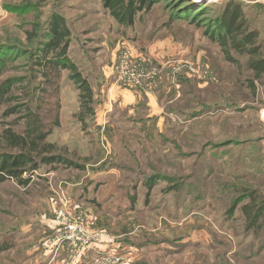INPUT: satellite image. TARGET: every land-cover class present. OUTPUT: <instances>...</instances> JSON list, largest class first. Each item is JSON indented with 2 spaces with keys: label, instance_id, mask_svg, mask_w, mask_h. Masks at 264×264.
Masks as SVG:
<instances>
[{
  "label": "rangeland",
  "instance_id": "rangeland-1",
  "mask_svg": "<svg viewBox=\"0 0 264 264\" xmlns=\"http://www.w3.org/2000/svg\"><path fill=\"white\" fill-rule=\"evenodd\" d=\"M175 1L161 0L153 12L139 15L133 27H121L102 7L101 0H45L42 4L38 0H0V44L5 45L4 50H0V83L23 81V84L9 90L12 101H0V116L7 107L24 105L35 107L40 104L42 110L52 111L55 102L52 89L46 87L44 92H40L42 84L37 86V83H41L42 77L33 61L40 50H36L34 45L53 14L64 20L69 33L67 59L93 87L96 97L104 84L103 71L109 59V42L123 38L127 45L121 49L126 47L134 58H140L145 76L150 71L149 78H143L141 87L167 85L169 81L172 86H176V82L180 85L178 95L164 101L165 109L170 107L172 112L167 117L166 130L163 129L165 142L158 139L144 141L133 133L130 126L118 122L119 116H116L110 125L118 128L120 134L116 136L114 133L113 141H109L111 147L104 138H100L106 144L103 146L106 150L113 149L114 156L109 162L96 166L103 148L98 136L95 134L94 138L89 134L87 127L82 129L73 117L79 111V92L69 79L67 70L60 72L58 81L59 127L53 129L47 141L54 143L60 152L66 151L71 158L75 155V160L81 164H95L97 173L92 176L95 181H105L101 188L105 191L102 193L104 197L112 191L111 194H117L116 201L128 203L125 191L131 195L135 187V210L130 213L137 219L138 228L126 234V238L132 237L133 245L127 251L131 261L125 264H264V250L259 253L257 250L258 244L264 242V235L260 239L262 235L259 237L256 232L244 230L240 206L232 214L227 213L233 197L230 190L233 185L249 187L256 183L254 178L263 179L257 172H264V114L261 113L264 85L254 84L252 96L246 82L251 78V72L244 66L246 56H238L241 65L238 70L218 57L217 47L202 40V33L211 28L209 20L221 12L224 0H191L193 9H207L195 14L192 23L187 25L189 19L185 18L186 25L175 26L171 31L168 27L157 26L153 20L158 15L162 14L158 23L165 22L177 7H189ZM244 15L249 28L259 34L257 41L264 43V17L253 10H246ZM31 33H36L32 42L29 41ZM174 33L184 34L185 40L188 35L194 41L190 49L177 44L181 41ZM177 60H186L198 70L206 67L214 79L202 84L193 70L185 68L167 72L168 68L161 67L165 63L177 66ZM183 73L190 76V82L196 88L195 92H190L192 94L189 89L193 87L179 83ZM208 83H213L215 88L224 87V94L208 89ZM31 90L35 92L29 97ZM218 102L224 105L225 110L186 121L190 113L198 111L202 104L211 106ZM231 106L237 109L229 110ZM101 116L102 119L104 115ZM13 118L10 116L5 121ZM126 132H129L125 134L127 138L120 140ZM224 142L227 146L222 144L221 148L213 150V146ZM214 155L219 158L218 164L212 157ZM108 165L116 167L110 171L111 174L105 172ZM210 171L214 174L202 182L207 185L206 192L201 195V200L194 202V190H204L198 181L201 182L205 172ZM154 172L174 176L190 173L193 178L189 181L194 184L192 193L187 190V194L180 198L175 192L166 190L165 180L158 179L146 203L143 200L145 189L138 179L142 173L149 175ZM67 175L42 167L22 176L29 178L28 186L17 185L13 179L0 184V242L7 245L11 241L12 244V234L20 232L25 221H34L42 214L40 207L47 195V183L58 180L57 176L62 179ZM234 176L243 179H235ZM260 187L264 197L263 181H260ZM110 198L113 197L107 200ZM245 202L243 200L240 204ZM32 223L25 227L33 228ZM8 259L7 250L0 252V264H7Z\"/></svg>",
  "mask_w": 264,
  "mask_h": 264
},
{
  "label": "trees",
  "instance_id": "trees-1",
  "mask_svg": "<svg viewBox=\"0 0 264 264\" xmlns=\"http://www.w3.org/2000/svg\"><path fill=\"white\" fill-rule=\"evenodd\" d=\"M44 1L45 0H38L40 4ZM160 1L161 0H101L102 7L109 13L116 24L121 27H133L139 15L149 13L150 11L153 12L154 7H156V4ZM189 1L191 2V0H176L175 2L178 5L183 4L189 7L185 9L180 8V6L177 7L178 9L173 10L172 14L165 22L158 23L159 20L161 21L162 14H160V16L158 15L153 21L156 22L157 26L159 24V27H168L170 31L173 30L175 26L182 27V25H186L184 21L185 18L189 19L187 25L192 23L195 14L201 10L205 11L207 9H193L191 7L193 5ZM221 4H223L221 12L219 11V14L209 20L212 24L211 28L209 31H204L202 33V40L215 48L217 47L218 57L220 56L223 62L235 66L238 70L241 66L238 62V56H246L244 66L251 72V78L246 81L247 88L250 89V94L253 96L255 93V85H264V43L257 41L259 34L255 30L249 28L244 14L246 10H253L256 14L264 17V13L246 5L240 0H224ZM202 8H205V6ZM194 27L198 26L195 25ZM43 31L44 33L39 36L34 45L36 46V50L38 48H40V50H38L37 58H35L33 63L38 67L37 70L42 77L41 83H37V86L42 84L40 92H44V88L49 87L52 89L55 102L52 105V111L45 109H43V111L39 106L40 104L35 107L24 105L21 107H7L4 109L0 116L2 119V121H0V184L6 182L7 179H13L17 185L22 187L28 186L29 178H23L22 176L25 173L32 174L33 172L39 171L42 167H44L45 170H51L54 173L57 172V174L68 173V175L83 173L86 170V165L76 161L75 155L71 158V156L67 155L66 151L61 150L60 152L54 143L47 141V138L52 133L53 129L59 127L60 105L58 92L60 87L58 81L62 70L68 71L69 79L78 89L79 111L73 117L80 123L82 129L86 127L89 129L92 124L90 121L92 120L95 107L94 92L87 80L81 75V72L66 57L69 33L65 27L64 20L58 15L53 14L46 22V27ZM174 34L177 35L176 37L181 41V43L179 42L177 44H182L184 47L187 46L190 49L194 41H192L188 35L185 40L184 34ZM35 35L36 33L29 34L30 42L34 40ZM3 48H5V45L0 44V50H4ZM14 48H17V46L14 45ZM40 69L41 71H39ZM48 71L51 73L52 78L48 76ZM178 80L180 84L185 86L188 85L189 88L193 87L191 90L189 89V93L196 91V88H194L195 86L190 82L191 78L189 75L183 73ZM21 83L23 84L22 80L19 82L13 80L1 82L0 101H12L13 98L8 95V92L17 84ZM206 86L208 89L211 88L212 90H216L219 95L224 94V87L215 88L213 83H208ZM33 89L38 90V87H34ZM34 90L30 91L29 97L33 95L35 92ZM231 109H233L232 106L229 107V110ZM236 109L237 108H234L232 111ZM170 110V107L166 110L167 116H170L172 113ZM223 110H225L224 105L219 102L212 103L211 106L202 104L198 111L190 113L186 121L209 116L208 114H215ZM10 116H14L15 118L8 122L5 121V119ZM164 133L165 131L159 135L158 140L165 142L163 140L165 139V136H163ZM222 144L227 146L225 142L219 143L213 146V150L221 148L223 146ZM210 156L211 154L209 157ZM212 157L216 158L214 160L215 163L219 162V158L216 155ZM106 169L108 170L105 172L111 174L110 171L116 169V167L108 165ZM257 173L260 174L263 179L254 178L253 180L256 181L253 185L254 187L252 185L245 187L243 184L241 186L233 185L230 188L233 192V197L230 199L227 213L229 212L232 214V212L240 206L239 211L244 219V230L247 232H256L259 237L262 235L260 237L261 239L264 235V197L259 189H261L260 181H263L264 185V172L261 170ZM142 174L141 178L138 180L141 182L140 185L145 189L143 200L146 203L149 200L153 184L158 179L165 180L167 182L166 190L175 192L176 196L180 198H183L185 193L187 194V190L192 193L191 189L194 188V184L189 181L193 178L190 173L177 176L161 175L156 172L149 175ZM213 174V171L205 172L204 176L200 179L201 182L198 181V184L201 183L204 190H194L193 193L195 195L192 197L194 202L201 200V195L206 192L207 188V185L202 182L210 179ZM138 176L140 175L138 174ZM234 178L243 179L238 176H234ZM104 183V180L95 181L93 178H85L82 183L72 188L73 199L80 203L83 208L81 206H76L78 203H75V205L73 202L72 206L75 209L80 207L82 214H85L83 212L85 208H91L95 214L109 213L114 216H119L126 211L133 212L135 210V187H133L134 190H132L131 195L125 191V197L128 199V203H125L123 200L122 202L116 201L117 194H111L112 191L104 197L102 193L104 194L105 191H101ZM236 193L238 194L237 196ZM109 197L113 198L107 200ZM105 200L107 201L106 203H104ZM243 200H246V202L240 204ZM112 203L116 204L113 205ZM131 239L132 237L124 241L126 245H133ZM11 246L12 244L4 245V242H0V252L7 250ZM249 247L254 248V246ZM257 250L258 253L264 250V242L258 244Z\"/></svg>",
  "mask_w": 264,
  "mask_h": 264
},
{
  "label": "crops",
  "instance_id": "crops-1",
  "mask_svg": "<svg viewBox=\"0 0 264 264\" xmlns=\"http://www.w3.org/2000/svg\"><path fill=\"white\" fill-rule=\"evenodd\" d=\"M240 1L264 13V0ZM122 39L116 38L109 42V59L103 71L104 84L100 86L97 97L94 93L95 107L92 120L90 121L93 123L88 129L89 134L93 135L94 138L96 134L98 139L104 138L109 145V141H113L115 137L114 133L116 132V136L120 134L118 128L110 125L111 119H115L116 116H119L118 122L130 126L134 130L133 133L144 141L158 139L159 135L164 131L163 129L168 117L164 101L166 102V100L176 97L180 88L178 82H176V86H172V83L169 82L167 85L142 86L139 88H126L122 85H117L115 83L114 65L119 59L121 51L130 50L126 49V47L121 49V46L127 45ZM105 81L108 86L105 85ZM181 85L184 86L183 84ZM90 87L95 92L91 85ZM261 113L264 114V108ZM101 115H104L102 119ZM101 120L103 121L102 123ZM127 133L129 132L123 133L120 136V140L127 138L125 135ZM100 144L101 147L106 146L101 139ZM102 151L105 153L104 156L102 155L104 154ZM102 151L101 154L100 152L97 153L96 158H98V154L102 157L100 156L101 158L96 160V166L107 160L109 162L114 156L113 149L111 148L107 151L103 148ZM89 166H86V170L83 173L69 174L66 178L62 179L57 176L58 180L54 179V181L47 183V195L42 207H40L43 212L34 221H23L21 231L12 234V246L7 249L9 258L6 261L7 264H70L68 262L66 243L51 244L57 234L55 224L52 221V212L57 204H59V197L56 196L59 184L66 182L68 187L64 188L63 196L69 201L70 211L73 214H82L80 207L75 209L72 206V202L73 204L78 203L73 199L72 188L82 183L85 178L92 179L94 177L92 174L97 173V169L94 168L95 164H90ZM76 206L81 205L78 203ZM81 207L83 208V206ZM83 212L85 214L82 215H86L88 224L94 229L105 231L108 237L104 238L102 243L93 246V248L84 250L74 264H88L105 254L122 255L127 258L128 262L131 261V257L127 255V251L131 250L132 246L126 245L124 241L128 239L126 238V234H130L134 228H138V221L134 217V214L130 212L119 216L109 213L95 214L91 208H85ZM31 223L33 224V228L27 229ZM7 245H11V241Z\"/></svg>",
  "mask_w": 264,
  "mask_h": 264
},
{
  "label": "built area",
  "instance_id": "built-area-1",
  "mask_svg": "<svg viewBox=\"0 0 264 264\" xmlns=\"http://www.w3.org/2000/svg\"><path fill=\"white\" fill-rule=\"evenodd\" d=\"M120 53V57L113 68L115 83L126 88L141 87L143 78H149L148 74L150 71L147 72V76H145L140 58L135 60L130 51L124 50ZM175 62H179V65L169 66L168 63H165L161 65V67L168 68L167 72L180 71V69L183 70L185 68L189 69V71L193 70L194 76L202 84L214 79L206 67H201L198 70L192 68L186 60H177ZM154 71L152 74H155ZM169 82L172 83L171 81ZM66 187H68V184H66V182H61L57 190L58 192L56 193V196L59 197V204H57L52 212V221L55 224L57 234L51 244L57 245L61 242H65L68 250V262L74 264L84 250L93 248V246L102 243L104 238L108 237V235L105 231L94 229L90 226L84 215L79 213L73 214L70 211L69 201L63 196L64 188ZM126 262L127 258L122 255L105 254L104 256L92 260L88 264H125Z\"/></svg>",
  "mask_w": 264,
  "mask_h": 264
}]
</instances>
